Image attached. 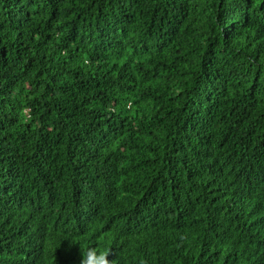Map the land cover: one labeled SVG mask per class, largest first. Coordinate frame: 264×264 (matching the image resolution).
I'll return each instance as SVG.
<instances>
[{"label": "trees", "instance_id": "16d2710c", "mask_svg": "<svg viewBox=\"0 0 264 264\" xmlns=\"http://www.w3.org/2000/svg\"><path fill=\"white\" fill-rule=\"evenodd\" d=\"M264 264V0H0V264Z\"/></svg>", "mask_w": 264, "mask_h": 264}, {"label": "clouds", "instance_id": "9594fccd", "mask_svg": "<svg viewBox=\"0 0 264 264\" xmlns=\"http://www.w3.org/2000/svg\"><path fill=\"white\" fill-rule=\"evenodd\" d=\"M109 252L101 251L96 247H89L82 253L80 264H110Z\"/></svg>", "mask_w": 264, "mask_h": 264}]
</instances>
